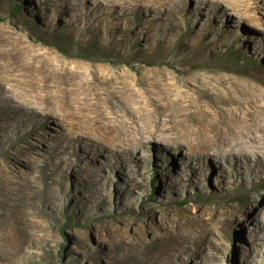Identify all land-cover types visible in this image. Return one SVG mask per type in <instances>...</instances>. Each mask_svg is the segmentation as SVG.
<instances>
[{
    "label": "rangeland",
    "instance_id": "rangeland-1",
    "mask_svg": "<svg viewBox=\"0 0 264 264\" xmlns=\"http://www.w3.org/2000/svg\"><path fill=\"white\" fill-rule=\"evenodd\" d=\"M232 1L0 0V264H264V165L93 130L138 89L264 128V0Z\"/></svg>",
    "mask_w": 264,
    "mask_h": 264
},
{
    "label": "bare ground",
    "instance_id": "bare-ground-1",
    "mask_svg": "<svg viewBox=\"0 0 264 264\" xmlns=\"http://www.w3.org/2000/svg\"><path fill=\"white\" fill-rule=\"evenodd\" d=\"M197 1L202 4L197 9L201 14L208 0ZM216 1L226 4L233 2L232 0ZM163 3L159 2L156 8L161 7ZM178 3L186 14L189 10L188 0H178ZM215 9L219 12L220 6ZM253 19L256 18L247 17L248 21ZM241 32L243 33L240 34L239 44L244 46V41L246 44L250 40L255 42L256 33L243 28ZM245 35H248L249 40L244 38ZM171 91V89L164 92L158 90L155 100L143 96L145 92L140 89L127 92L123 109L129 121H123V115H120L119 124H104L94 128V132L113 145L135 146L143 140H152L164 145L184 144L187 152L200 159L211 156L216 162L233 160L235 164L244 167L264 165V128L260 122L261 114L254 119L248 112L222 113V109L218 108L209 113H201L196 103L182 104L184 96L181 94L179 97L171 98ZM191 108H194V111H190ZM262 110L264 111V108ZM117 130L124 134L123 141H118L115 137L114 133ZM259 153L263 159L259 158ZM250 154L256 156L255 162L249 159Z\"/></svg>",
    "mask_w": 264,
    "mask_h": 264
}]
</instances>
